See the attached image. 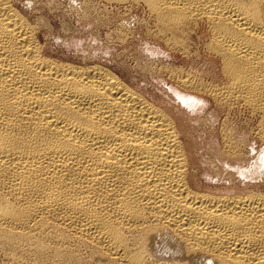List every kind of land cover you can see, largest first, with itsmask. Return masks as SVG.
Here are the masks:
<instances>
[{"label": "bare ground", "instance_id": "obj_1", "mask_svg": "<svg viewBox=\"0 0 264 264\" xmlns=\"http://www.w3.org/2000/svg\"><path fill=\"white\" fill-rule=\"evenodd\" d=\"M18 1L0 0V264H264V187L234 182L264 168L251 154L264 144V0H130L149 13L144 45L187 64L200 55L189 38L203 40L205 69L147 51L142 71L165 77L180 105L200 94L257 121L246 134L219 123L206 159L220 178L230 165L232 184L218 191L190 165L192 120L182 128L101 62L47 52Z\"/></svg>", "mask_w": 264, "mask_h": 264}, {"label": "rangeland", "instance_id": "obj_2", "mask_svg": "<svg viewBox=\"0 0 264 264\" xmlns=\"http://www.w3.org/2000/svg\"><path fill=\"white\" fill-rule=\"evenodd\" d=\"M18 2L19 3H17V7L19 9L22 8L25 11L31 22L35 20L38 23H36V25H39L38 28L40 26H44L39 28V39L41 43L45 45L47 52L51 51L50 53L57 56L58 58H77L79 61H81L82 58H85L90 62H101L105 64L107 68H110L116 74L121 75L122 78L131 81L137 87H145V89L148 90L147 94L150 97L153 96L154 99L159 100L160 105L163 107L169 109L172 108L171 111L174 112L175 117L178 119L179 123H181L182 128H185L188 124V121L190 120L191 122L192 120L193 122H191V124H195L194 128L198 126L196 129L197 132H192V134H196V136H198L196 137V142H194L193 138L187 135V145L192 152L191 154L193 155V157L190 158V165L194 164V167L198 168L197 178L199 180L200 186L205 189H209V187L211 190L217 189L216 191H218V189L220 190V188L221 190L224 188H231L230 186L232 182L229 180V176H227L226 173L232 171V167L230 165L228 166L227 164H222L221 169L224 170L221 171L224 173L219 172L221 175L220 178L215 170L212 171V167V169H210V165L207 163V159L209 158V153L207 152H210L212 147H216L214 143L218 144L219 123H221L224 118L230 121L229 123L231 126L235 125L238 128H242L241 134H246L245 130L247 132L250 128H253L257 123L256 119H253L252 116H249V114L242 108L233 110L230 113L225 114V116L223 112L220 115V109L214 105L211 99L200 94H197L199 95L198 97L194 94L188 95V97L193 98L195 102L197 101L196 105H194L193 101H190L191 105L181 104L183 106L182 107L176 101L173 93L170 90V83L165 80V77L160 76L158 77L159 80L152 78V76L140 69L142 63L137 60L139 58L142 60H147V57L149 56L146 54V52L148 51L154 55H162V57L159 59L165 60L164 63L168 65L180 64L185 65V67L187 66L188 68V65L193 63L192 66L195 68L201 69V67H203L202 69H205L206 58L203 54V40H200V42L197 44L198 39L194 38V36L189 38L191 47H194L195 45L198 47V55L200 54V57L198 56V60L196 57L197 55L195 56L191 49V62L186 64L184 58L180 54L178 55V53L167 51L162 46V44L157 45L156 42H151L152 46L143 44L146 42V38L142 34L143 29L141 30L138 27L141 25L140 23L143 22L147 23L148 25H151V23L149 20V13L142 4H136L130 0L123 1L122 3L106 2L105 0H19ZM27 6L30 9H27ZM39 17H41L43 20ZM39 19L40 21H37ZM45 24H47L49 28L46 27ZM122 34L124 35L123 39L120 38V35ZM143 37L144 39H141ZM136 43L140 44L136 45ZM194 60L195 62H193ZM202 100L205 102H202ZM200 104L203 105L201 106ZM198 106L202 107L203 110L199 109ZM197 114L200 116V118ZM207 114H209V116L211 115L212 118L215 117L216 121L213 123L212 128H208V122L201 119L206 118ZM200 120L204 122V125ZM200 124L204 127L200 126ZM210 132L213 133L211 134ZM213 137L214 139H212ZM252 143L251 145L254 147V150L251 154L254 155V152L264 154V144L257 140L255 144ZM250 148L251 147H248V149ZM249 173L250 174L245 178L234 177L236 178L234 182H239L236 184L241 188L245 187L247 184H255L258 187H264V168L259 169L255 172V174L252 172Z\"/></svg>", "mask_w": 264, "mask_h": 264}]
</instances>
